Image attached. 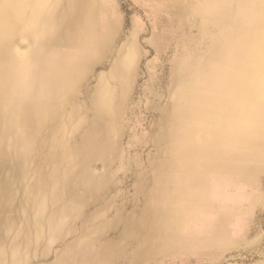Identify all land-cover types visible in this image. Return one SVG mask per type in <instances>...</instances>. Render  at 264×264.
<instances>
[{
  "label": "bare ground",
  "instance_id": "1",
  "mask_svg": "<svg viewBox=\"0 0 264 264\" xmlns=\"http://www.w3.org/2000/svg\"><path fill=\"white\" fill-rule=\"evenodd\" d=\"M85 3L0 0V264H31V252L44 260L63 237L74 239L78 228L96 238L120 230V223L122 232L138 228L128 215L121 221L122 209L106 198L132 90L137 35L118 45L119 16L113 3H105L101 37L76 42L72 51L63 47L75 42L76 33L95 29L94 14L82 13ZM166 7L186 18L184 27L196 29L175 60L177 97L198 101L201 88L216 83L199 81L204 70L225 77L229 90L246 102L232 103L230 119L213 116L250 135H226L231 127L225 134L198 130L207 113L182 102L171 104L173 123L185 124L199 139L264 138V0H170ZM225 61L229 72L205 66ZM95 159L99 172L92 168ZM64 244L62 249L79 246ZM168 248L163 241L123 264H144L146 255Z\"/></svg>",
  "mask_w": 264,
  "mask_h": 264
},
{
  "label": "rangeland",
  "instance_id": "2",
  "mask_svg": "<svg viewBox=\"0 0 264 264\" xmlns=\"http://www.w3.org/2000/svg\"><path fill=\"white\" fill-rule=\"evenodd\" d=\"M82 1L87 3L82 13L95 16V29H80L83 32L75 34V42L63 47L72 51L76 42L101 37L105 3H113L119 16L117 44L122 46L132 32L137 35V59L129 69L132 90L120 134V153L111 164L116 171L110 173L106 198L122 209L121 221L128 215L138 228L122 232L120 223V230H110L98 238L93 233L84 235V228H78L74 239L63 237L47 252L46 259H38L31 252V264H123L137 251H155L163 241L170 248L162 255L145 254L144 264L263 262L264 138L259 135L248 143L244 138L199 139L185 124L172 121L171 104L182 102L207 113L197 124L198 130L225 134L231 127L226 135L246 137L250 134L241 127L219 122L213 116L216 113L230 119L232 103L246 100L229 90L225 77L214 78L206 70L199 81L203 85L216 83L201 88L198 101L177 97L172 83L175 60L188 50L196 29L184 27L186 18L166 9L170 0ZM205 66L230 71L227 61ZM92 168L99 172L101 162L95 159ZM109 219L110 215L102 221ZM127 239L133 241L131 246ZM68 242H78L79 246L62 249V243Z\"/></svg>",
  "mask_w": 264,
  "mask_h": 264
}]
</instances>
